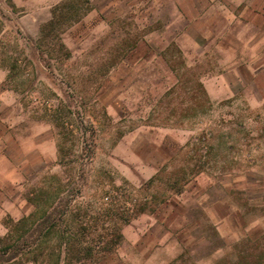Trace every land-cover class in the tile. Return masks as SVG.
<instances>
[{"label": "rangeland", "instance_id": "1", "mask_svg": "<svg viewBox=\"0 0 264 264\" xmlns=\"http://www.w3.org/2000/svg\"><path fill=\"white\" fill-rule=\"evenodd\" d=\"M64 1L0 0V88L49 121L59 145L58 158L22 187L14 214L2 217L0 264H255L264 101L209 96L207 75L227 65L216 45L227 42L215 30L222 17L205 38L193 32L208 43L202 53L168 29L176 9L165 0H67L81 20L43 35L51 7ZM233 7L236 21L253 9L249 19L255 0ZM155 126L162 160L145 142ZM171 131L190 142L177 144ZM149 156L153 175L145 173ZM224 194L236 206L233 228L219 229L227 239L194 199ZM181 211L202 218L188 235L192 222L177 218Z\"/></svg>", "mask_w": 264, "mask_h": 264}, {"label": "crops", "instance_id": "2", "mask_svg": "<svg viewBox=\"0 0 264 264\" xmlns=\"http://www.w3.org/2000/svg\"><path fill=\"white\" fill-rule=\"evenodd\" d=\"M165 1H171L176 9V20L167 26L168 29L182 32L187 44L193 49H198L200 53L204 52L203 49L199 50L202 45L205 48L208 43L201 44L193 32H202L200 37L205 38L206 31L214 30L209 25L216 22L215 16L219 14L223 19V23L215 30L225 35L221 42L226 40L227 42H218L216 45L223 48L224 58L221 62L227 65L221 73L215 76L207 75L205 84L209 96L212 99H223L243 93L255 96V102L264 101V0H255L254 18H245L244 13L250 14L249 11H253V9H246L243 14L240 13L237 21L235 20L236 9L233 6L243 5L247 0ZM179 21L181 24H178ZM230 31H235L232 36L234 44L228 41L227 32ZM213 78L217 80V84H211ZM148 129L149 133L145 137V142L149 144V153L162 160L164 159V154L161 152L164 150L163 132L156 126L152 127L155 131ZM170 137L177 144L190 142V136L185 138L184 135H179L175 131L170 134ZM58 154L59 145L52 124L45 119L26 114L18 93L8 87L0 88V222L4 215L8 213L13 215V208H18L21 204V189L29 177L51 165L58 158ZM141 159L144 160L143 155ZM146 160L145 173L150 175L157 173L159 168L150 162L152 158ZM194 199L197 203L202 201L200 203L207 215L206 218L216 223L219 233L226 239L231 237L228 231L222 234L219 229L233 228L231 217L236 211V206L232 199L227 194L207 203L208 198L204 195L195 196ZM176 217L186 219L187 216L181 211ZM188 221H190L189 218ZM190 222L193 225H186L188 226L185 227L186 235L190 234V228L202 222V218Z\"/></svg>", "mask_w": 264, "mask_h": 264}, {"label": "trees", "instance_id": "3", "mask_svg": "<svg viewBox=\"0 0 264 264\" xmlns=\"http://www.w3.org/2000/svg\"><path fill=\"white\" fill-rule=\"evenodd\" d=\"M68 3L69 2L65 0L64 2H60L52 8V17L48 24L43 28V35H47L49 34L48 32L56 30L57 24H62L64 20L69 21L71 18H73L72 20L74 21L81 20L82 16L80 17L77 15V13L75 14L77 9L70 11L72 4ZM262 239H264V235L261 237V241L257 244L259 249L258 254L255 257V264H261L264 261V242H262Z\"/></svg>", "mask_w": 264, "mask_h": 264}]
</instances>
